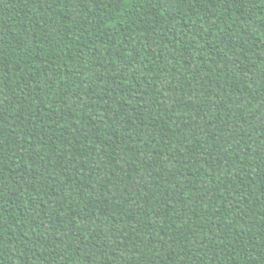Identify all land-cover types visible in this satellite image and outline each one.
Masks as SVG:
<instances>
[{
	"label": "trees",
	"instance_id": "1",
	"mask_svg": "<svg viewBox=\"0 0 264 264\" xmlns=\"http://www.w3.org/2000/svg\"><path fill=\"white\" fill-rule=\"evenodd\" d=\"M0 264H264V0H0Z\"/></svg>",
	"mask_w": 264,
	"mask_h": 264
}]
</instances>
